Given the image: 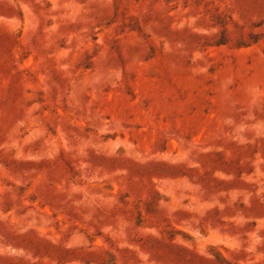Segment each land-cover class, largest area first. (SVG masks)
Segmentation results:
<instances>
[{
	"label": "rangeland",
	"instance_id": "374dc122",
	"mask_svg": "<svg viewBox=\"0 0 264 264\" xmlns=\"http://www.w3.org/2000/svg\"><path fill=\"white\" fill-rule=\"evenodd\" d=\"M0 264H264V0H0Z\"/></svg>",
	"mask_w": 264,
	"mask_h": 264
}]
</instances>
